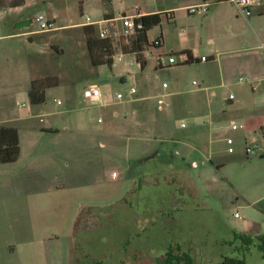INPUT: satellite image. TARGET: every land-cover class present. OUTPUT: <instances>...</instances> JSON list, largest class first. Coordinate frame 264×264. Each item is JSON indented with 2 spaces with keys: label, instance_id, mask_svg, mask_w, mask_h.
<instances>
[{
  "label": "crops",
  "instance_id": "0c3cea01",
  "mask_svg": "<svg viewBox=\"0 0 264 264\" xmlns=\"http://www.w3.org/2000/svg\"><path fill=\"white\" fill-rule=\"evenodd\" d=\"M72 1L44 0L43 2L46 3L47 8L53 9V17L58 18L64 9H69ZM81 1L82 15H85L84 8H86L93 15L95 21L117 17L120 13H132V9L136 5L141 8L144 16L171 13V20L165 23L173 25L175 28L167 27L158 35L162 37L163 45L152 56L156 61L155 68L161 69L162 67L158 65L160 58L167 61L166 57L168 56L176 57L178 61L186 63V53L188 52L191 53L195 61H198V64L209 62L220 63L224 66L229 64L233 66V71H239L241 68L243 73L250 79L248 83L251 85V89L246 90L250 89L252 91L249 93L250 98H248L247 92V98L237 103V111L244 113L247 111L250 114V116L244 118L247 129L245 138L247 139V135L253 132L257 136L256 131L259 129L264 132V121H262L264 118V52L262 51L264 49L260 48V43L264 42V0H260L261 4L254 8V13L250 18L241 16L234 5L218 2L217 0H147L148 5L146 6L136 2H128L130 0ZM116 1L117 6H115ZM205 3L211 4V7L209 12L204 15L206 17L201 19V25L199 26L196 19L193 18L197 14L190 15L188 8ZM28 6H30V0H24V4L21 6L0 8V10H8L10 13L14 12L17 17L10 24L11 28H9V23L6 20L0 21V38L16 39L21 36H28V39L31 38V42H34L36 34L39 33H36V31L24 32V28H16L17 23L20 21L32 19L26 13H23ZM115 10H117V15ZM186 18L188 20L187 24L185 22ZM71 20V18L68 21L60 19L62 24L59 25V30H71L84 26V22L73 24L74 22H71ZM162 22L164 21L162 20ZM150 32L148 41L158 37H151ZM203 32L206 34L204 46L200 39ZM214 38H216V41ZM203 48L208 50V54L202 55ZM204 57L208 59L206 62L201 61ZM149 65L150 60L146 58V66L141 71H144ZM217 74L218 78L213 83L218 85L210 86V80L206 76L203 81L204 86L199 91H209L212 87H218L221 89L222 94L228 95V88L234 84L229 69L223 67ZM140 82L143 92L136 101H127V103H117L101 108L103 110L99 113L101 114L99 119H102L103 122L100 123L98 119L99 124H102L97 130L98 137H95L93 143L89 145L98 150L99 153H91L90 156L80 160L92 164L91 174L93 176L101 174L110 164L109 162L121 160L124 162L122 175L124 174L131 181V185L121 188L106 185L101 189L95 187L82 188L79 186L78 175L75 174L74 181L76 180L75 185L77 187L74 188L70 197L63 198L57 195V198L60 199L58 203L47 204L46 202L47 206H44L45 204L43 206L39 205L42 212L40 210L36 213H29V221L32 223L33 228L34 225L39 226L40 223H44L53 225L56 228L57 225L67 226L66 231L63 233L54 232L48 235L33 233L26 240L8 243L6 252L14 264H72V262L73 264H186L184 261L176 260L169 263L167 261L169 255L176 258H183L188 255L193 259V264H198L199 260H205L208 256L202 253V249L210 245L214 246L212 247V257L218 256L217 263L212 262V264H224L226 258H243L239 250L241 241L235 240L237 234H246L254 238L264 234V207L261 206L263 200L258 198L259 196L253 197L251 195V191H254L255 188L257 192L264 193V172L252 171L255 170L254 166L251 165L252 167L247 168L249 165L243 163L240 165L239 178L243 179V182H255L260 178L261 183L259 185L263 186L256 185L247 188V190H237L234 195H229L224 185L218 183L217 175L211 174L210 168H214V165L203 167L200 173L202 186H198L192 180L191 170L193 167L173 163L168 164L167 168L159 167L160 165H156L161 157L159 153L143 154L138 148H135L131 153V143L126 144V148H123L125 146L120 142L115 144L117 141L111 135L114 128L129 133L146 125L140 121L141 117L146 114L142 102H145L149 97L148 91H152L154 87L148 79L142 78ZM235 83L240 84L239 81ZM163 89L168 90L169 86ZM258 90H260L259 93ZM199 91L193 90L192 93ZM179 93L176 91L163 95L166 97L177 96ZM229 95L230 97L234 96L233 93H229ZM236 99L237 97L234 96L233 100L228 99L227 102L234 104ZM46 102L47 92L45 103L40 105H45ZM78 103V98L66 103L62 102L60 106L66 105L63 110L49 112L41 109L40 113L43 114L35 115V117L40 118V123L45 122L44 116L49 117L46 129L51 133L58 131L63 125H68L63 129L66 132L70 131L69 126L76 130L84 129L90 122L87 121L86 115L80 114L77 108ZM245 106L249 108H244ZM120 109L124 111L122 114L125 116L122 120H119L121 117ZM0 110L2 111L0 113L1 126L15 127L11 125L13 122L23 120L21 117L16 120L10 118L6 111L3 112L1 105ZM33 111L34 109L29 108L25 116L30 117ZM116 113L118 116H116ZM61 115H63L62 119L60 118ZM214 128V130L211 129V132L217 131L221 127ZM108 133L110 139L106 141L102 137ZM209 137H211V133ZM226 137L231 138V136ZM226 137L217 134L216 139L210 140V144L214 146L215 143H226ZM234 138L235 144L238 137ZM91 141L90 138L88 140L71 138L63 139L61 144L57 143V145L74 147L89 144ZM209 149L211 153H214V149ZM104 150L107 152L105 153ZM120 150L125 151V153L120 154ZM71 151L74 150L69 152ZM76 151L79 152L80 150ZM75 159L76 162L80 159V156H76ZM209 159L213 161V156ZM203 160L202 156H197L193 161L200 162ZM218 163H221L218 164V169H223L225 172L227 164H224L222 160ZM257 169H262V167ZM227 177L230 178L228 175ZM230 179L233 183H236L235 180ZM72 199L76 200L75 203L77 204H73ZM98 199L103 202H97ZM51 206H55L53 208L54 213L48 211L51 210ZM232 206L242 209L248 217L261 216V224L249 223L244 218L243 223H238L228 218L226 214ZM102 209L105 210L99 211ZM236 214H239V212ZM235 215L234 218L241 219V216L235 217ZM108 224L121 225L123 229L125 227L135 229L131 234L127 228V232L122 238L121 248L124 250L122 255H117L118 257L115 260H108L106 255L99 256L89 250L84 253L80 252L83 244L86 245L92 242L94 238L92 236L93 230L104 228ZM201 226L205 227L204 230H201L202 234L198 233ZM135 236L136 241L134 240ZM100 239L103 245L111 240L108 236H102ZM253 250L258 251L254 253ZM250 254L256 256L257 261L264 264L263 254L258 247H252L249 253L245 255V260ZM70 256H72L71 260L68 259ZM204 260L201 263H204ZM246 264H248V259Z\"/></svg>",
  "mask_w": 264,
  "mask_h": 264
},
{
  "label": "rangeland",
  "instance_id": "374dc122",
  "mask_svg": "<svg viewBox=\"0 0 264 264\" xmlns=\"http://www.w3.org/2000/svg\"><path fill=\"white\" fill-rule=\"evenodd\" d=\"M43 1L30 0V6L26 7L23 13H26L32 19L41 14L48 18H53V9L47 8L46 3ZM128 2H136L143 6L148 5L147 0H130ZM108 4L110 5V3ZM117 4L116 1L115 6ZM81 5V0H73L69 9H64L63 13L57 18L58 24H62L60 19L68 21L70 18L73 20V24L85 23L86 15L94 20L93 15L86 8H84L85 15H82ZM115 12L117 15V10ZM9 13L8 10H0V21L6 20L9 23V28H11L10 24L17 17L14 12ZM204 15L197 14L193 17L199 26L201 25V19L206 17ZM165 22L153 28L150 36L160 35L162 30L164 31L167 27L175 28ZM185 22L186 24L188 23L187 18ZM83 27L36 34L34 42H30L28 36H21L16 39L0 38L1 109L3 108V112L6 111L7 115L13 120L19 117L23 118V120L15 121L11 124L17 127L20 133L21 154L19 160L15 163L0 165V264H14L6 252L8 243L26 240L33 233L48 235L54 232L63 233L66 231L67 226L57 225L56 228L53 225L44 223H40L39 226L34 225L33 228L32 223L29 221V213H36L40 210L42 212L39 205L43 206L46 202L47 204L58 203L60 199L57 198V195L63 198L70 197L74 188L77 187L75 185L76 180L74 181L75 174L78 175L79 186L82 188L95 187L101 189L104 185L121 188L131 185V181L124 174L122 175L124 162L121 160L109 162L110 164L101 174L94 176L91 174L92 164L80 161L84 157L90 156L91 153H99L98 150L93 149L89 145L93 143L95 137H98L97 130L102 125L98 122L101 116L99 113L103 109L97 106L87 108L83 101L84 87L90 84L99 85L104 95L113 102H116L119 93L125 95V99L121 103H127L130 99L129 92L132 88L137 89L138 94L136 97H141L143 91L140 81L142 78L148 79L154 87L152 91H148L149 97H147L145 102H142L146 114L141 117L140 121L146 125L129 133L114 128L111 135L117 141L115 144L120 142L125 146L123 148H126V144L131 143V153H133L135 148L140 149L143 154L152 155L159 153L161 157L156 162V165H160L159 167L167 168L168 164L172 163L193 167L191 170L192 180L198 186H202L200 173L203 167L214 165V168H210L211 174L217 175L218 183L224 185L229 195H234L237 190H247V188L261 183L260 178L255 182H243V179L239 178L240 165L243 163L249 165L247 168L251 165L254 166L255 170L252 171L264 172V132L259 129L256 131L257 136L253 132L247 135L246 139L245 131L247 129L244 118L250 116V114L247 111L245 113L237 111V103L247 98V92L248 98H250L249 93L251 91V85L248 83L250 79L243 73L241 68L239 71H233V66L229 64L224 66L220 63L209 62L207 64L192 63L183 65L179 61L181 64L177 66L158 69V67L155 68V58H152L157 49H150L146 52V58L150 60V65L144 71H141L133 55H123L121 61L116 57L112 69L107 65L95 67L89 57ZM23 31L35 32L37 31V25L33 22L29 28H24ZM216 36L218 37V34ZM200 39L204 46L206 42V34L204 32ZM214 40L216 41V38ZM203 49L202 55L208 54V50L206 48ZM168 58L169 56L166 57L167 61ZM167 61L164 60L165 65H167ZM223 67L229 69L232 83H234L228 88V95L222 94L221 89L218 87H212L209 91H199L204 86L203 81L206 76L210 80V86L218 85L214 84L213 81L218 78L217 73ZM208 68L213 69L209 70ZM131 74L134 75V79L130 78ZM34 78L39 80L48 78L52 81L57 79L59 82L57 86L47 90V102L45 105L34 106L30 102L28 90ZM194 81L198 84L193 85ZM238 81L240 84L235 83ZM164 83L169 86L168 90L163 89ZM248 88L250 89L246 90ZM193 90L199 92L192 93ZM176 91L180 92L179 95L166 97L167 106L162 110L153 106L152 98L156 95L162 96L165 93ZM257 92L259 93L260 90ZM229 93H233L237 97L234 104L227 102L228 99H234L230 97ZM77 98L79 101L77 108L80 114L86 115L87 121L90 122L84 129L76 130L69 126L70 131L66 132L63 129L68 125H63L58 131L51 133V131L46 129L49 117H43L44 123H40V118L35 117V115L43 114L40 113L41 109L49 112L63 110L66 105L60 106L58 100L66 103ZM45 106L47 108H44ZM129 107L131 108L130 105ZM29 108L34 109L30 117L25 116ZM244 108L249 107L245 106ZM120 112L121 117L119 120H122L125 117L122 114L124 111L120 109ZM0 113H2L1 110ZM183 120L185 123L184 127L182 125ZM262 121H264V118ZM232 122L243 125L244 129L233 131L230 126ZM214 127L221 128L211 132V129H215ZM210 133L211 137H209ZM217 134L223 137H238L236 143L232 146L234 153L229 152L228 137L225 138L226 143H215L214 146L210 144V140L216 139ZM71 138L87 140L90 138L92 141L89 144L86 143L74 147L57 145V143L61 144L63 139ZM102 138L108 141L110 134L108 133ZM250 147H258V149L254 155L248 157L246 150ZM209 148L214 149V153H211ZM70 150L74 151L69 152ZM76 150L80 151L77 152ZM104 152L106 153L107 151L104 150ZM119 153H125V151L120 150ZM76 156H80V159L77 160L79 163L75 162ZM197 156H202L204 162L200 161L197 164L198 166H195L193 160ZM212 156L213 161L212 159L210 161L209 158ZM220 160L227 164L225 172L223 169H218V164H221L218 163ZM258 167H262V169H257ZM249 170L251 169L249 168ZM227 175L235 180L236 183H233ZM56 187L57 189H55ZM255 189L251 191V195L262 198L261 206L264 207V193L257 192ZM100 201V199L97 200V202ZM71 202L74 204L77 201L72 199ZM47 204L44 206H47ZM258 206L261 207L260 205ZM54 207L51 206V210L48 211L54 213ZM237 212H239L241 219L234 218ZM226 216L238 223H243L244 218L247 222L254 224L255 222L261 224L262 218L261 216L248 217L242 209L234 208V206L230 208ZM127 228L131 234L135 230L132 227L123 229L121 225L113 226V224H108L104 228L94 229L92 242L86 245L83 244L80 252L84 253L89 250L99 256L106 255L108 260H115L118 257L117 255H122L124 252L121 245ZM204 229V226L199 227L198 233L202 234L201 230ZM102 236H108L111 240L103 245L100 242ZM134 240H137L136 236ZM212 247L214 246L210 245L202 249V253L208 256H206L205 260L203 259L204 263H201L203 260H199L198 264L217 263L218 256L212 257ZM214 251L216 252V250ZM253 251L257 253L258 250ZM71 258L72 256L68 259L71 260ZM247 259L248 264H257V262L258 264H263L257 261L256 256H253V254H250Z\"/></svg>",
  "mask_w": 264,
  "mask_h": 264
},
{
  "label": "trees",
  "instance_id": "16d2710c",
  "mask_svg": "<svg viewBox=\"0 0 264 264\" xmlns=\"http://www.w3.org/2000/svg\"><path fill=\"white\" fill-rule=\"evenodd\" d=\"M24 4V0H0V8L3 7H17ZM143 25V29L139 30L126 43L122 38L119 39H101L98 36V30L95 26H84L83 31L86 36L87 47L89 51L90 60L95 67L109 66L110 69L114 66L115 56L122 52L124 55H133L136 62L141 69L146 66V57L144 52L148 47L149 32L162 23L161 14L146 15L137 20ZM186 64L197 63L192 58L190 52L186 53ZM49 78V77H48ZM34 79L29 91V98L32 105L44 104L46 101V92L49 88L59 84L57 79L53 81L50 79ZM21 154V143L19 130L11 126L0 125V165L11 164L19 160ZM236 241H241V248L243 258H226L224 264H246L245 255L249 253L252 247L256 246L262 252L264 258V234L256 238L246 234H237ZM175 261H184L186 264H193V259L185 255L183 258H176L172 255L167 257V261L172 263Z\"/></svg>",
  "mask_w": 264,
  "mask_h": 264
},
{
  "label": "built area",
  "instance_id": "2783aa9c",
  "mask_svg": "<svg viewBox=\"0 0 264 264\" xmlns=\"http://www.w3.org/2000/svg\"><path fill=\"white\" fill-rule=\"evenodd\" d=\"M218 2L222 3H229L234 5L239 14L245 18H250L254 13V8L259 6L261 4L260 0H217ZM211 7V4L205 3L198 6H192L188 8V13L190 15L195 14H207L209 12V9ZM164 15V16H163ZM162 16L163 21H169L172 18L171 13H164ZM143 11L139 6H135L132 9V13H123L118 15L117 17H113L110 19H104L102 21H95L90 16H85V23L84 26H95L98 30V36L101 39H119L122 38L126 43H129L132 39V37L139 31L143 29V25L140 22H137L138 19L143 17ZM33 22L37 25V31L36 33L39 34H45V33H51L54 31H57L60 29L57 17L48 18L45 15H39L37 16ZM73 22V20H71ZM163 45V39L161 36L155 37L148 41V47L147 50L144 52V55L146 57V52L150 49H158L162 47ZM260 48L264 49V42L260 43ZM123 53H118L116 57H118L119 61L122 60ZM115 58H114V64H115ZM207 58H202V62H206ZM137 63V62H136ZM183 63V62H181ZM178 60H176L175 57H169L167 61V65H165L162 58H160V61L158 62V65L160 67H171V66H177L181 64ZM138 64V63H137ZM184 64V63H183ZM139 65V64H138ZM140 66V65H139ZM130 78L134 79V75L131 74ZM198 83L196 81L193 82V85H197ZM168 85L166 83L163 84V88H167ZM138 94L136 88H132L129 92L130 99L128 101H136L138 98L136 95ZM214 95V94H213ZM215 96V95H214ZM165 95H159L152 98L153 100V106H155L157 109L162 110L165 106H167ZM231 98H234L232 95ZM125 99V95L119 93L117 95L116 102H113L111 99L106 97L101 89V87L97 84H90L86 87H84L83 91V101L87 105V108H91L93 106H97L99 108H105L112 104L121 103ZM58 104L61 105L62 102L58 101ZM116 116L118 114L116 113ZM99 122L102 123L103 120L99 119ZM182 125L184 127L185 123L184 120L182 121ZM231 129L233 131H238L244 129L243 125H238L237 123L231 124ZM227 143L230 146L229 152L234 153L233 145H234V139L228 138ZM258 147L255 148H247L246 154L247 156H252L256 153V150ZM197 161L195 162V166L197 165ZM239 214H236L235 217H239Z\"/></svg>",
  "mask_w": 264,
  "mask_h": 264
},
{
  "label": "water",
  "instance_id": "95a60500",
  "mask_svg": "<svg viewBox=\"0 0 264 264\" xmlns=\"http://www.w3.org/2000/svg\"><path fill=\"white\" fill-rule=\"evenodd\" d=\"M32 23H33L32 19L22 20L19 23H17L16 28L17 29L29 28ZM29 41L31 42L32 39L30 38Z\"/></svg>",
  "mask_w": 264,
  "mask_h": 264
}]
</instances>
